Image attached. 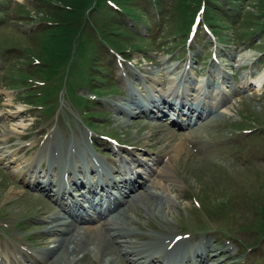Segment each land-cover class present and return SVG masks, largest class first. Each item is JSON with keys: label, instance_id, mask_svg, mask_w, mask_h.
Returning a JSON list of instances; mask_svg holds the SVG:
<instances>
[{"label": "rangeland", "instance_id": "374dc122", "mask_svg": "<svg viewBox=\"0 0 264 264\" xmlns=\"http://www.w3.org/2000/svg\"><path fill=\"white\" fill-rule=\"evenodd\" d=\"M3 2L7 5L9 0ZM56 3L60 0H12L9 8L0 12L8 22L0 25V38L8 42L0 47V67H5L0 71V264H130L123 254L114 260L101 259L91 246L73 260L61 252L52 255L51 250L60 236L48 228V216L55 209H62L60 200L45 189L29 186L26 180L34 177L36 171L48 175L50 165L41 151L53 138L63 139L65 145L75 138L82 156L93 153L106 167L108 162L116 178L121 176L115 171L120 168L119 159L129 157V151L138 152L141 163L136 168L139 170L152 164L154 158L158 159L157 163L171 166V183L167 186L173 203L164 202L159 213L146 210L145 206L154 200L148 193L144 192L140 201L136 198L131 210L133 219L137 220L128 219L122 227L138 232L131 236L133 243L147 241L153 233L172 231L185 238L181 245L186 249L196 244L202 247L204 239L210 243L208 261L202 263L196 257V262L191 254L192 263L264 264V228H258L260 208L264 207V123L258 121V117L264 119V28H256L262 16L260 0L240 2L255 17L253 24H241L242 20L235 16L230 18H235L234 23L218 27L206 22L212 33L203 21L191 35L173 17L167 22L152 14L143 15L140 20L123 15L122 20L130 30L148 37L147 41L132 36L125 40L128 50L123 52L110 45L100 46L98 56L106 63L107 70L96 72L107 78L92 80L101 87L99 97L89 93L91 89L84 82L81 86L76 81L70 82L76 72L71 64L65 89H58L55 99L53 96L45 99V103L51 104L58 99L56 107L48 112L45 107L37 106L27 92L37 89L45 80H23L22 75H27L23 72L31 70L35 63L23 56L11 59L9 62L16 64L6 67L2 57L11 43L31 44L34 30L46 25L41 21ZM23 8L27 13L19 12ZM91 18L84 25L85 33L91 32L90 25L95 23L94 17ZM12 26L22 32L12 30ZM73 41L77 43L78 38ZM57 47L59 43L54 48ZM71 56L73 60L80 59L76 53ZM164 59L169 64H177L178 70L187 67L194 84L203 78L220 83V77L215 74L224 69L228 78L222 88L227 96L225 107L230 111L219 116L209 115L192 127L174 125L170 118L173 110L168 107V117L161 119V125L152 124L158 118L144 113H117L114 102L123 104L128 96L127 87L139 92L144 88L140 79L134 78L133 71H141L146 65L154 67L157 82H165L168 73L159 68L160 60ZM257 78L262 81L258 87L254 84ZM150 81L153 80L146 82ZM106 87L111 90L105 92ZM78 89V93L93 97V105L88 109L95 116L84 114L73 100L70 93ZM181 121L184 120L181 118ZM103 134L115 137L117 143L107 141ZM18 150L21 174H15L12 164L16 162L8 160ZM73 167L76 173H85L81 177H97L88 171L85 160H75ZM53 172L52 175H60L58 166H54ZM68 176L65 172L64 178ZM143 177L137 176L136 184ZM150 178L157 181L158 175ZM109 190L119 193L116 186H110ZM9 193L11 197L7 196ZM100 222L101 219H95L91 224L99 226Z\"/></svg>", "mask_w": 264, "mask_h": 264}, {"label": "bare ground", "instance_id": "6f19581e", "mask_svg": "<svg viewBox=\"0 0 264 264\" xmlns=\"http://www.w3.org/2000/svg\"><path fill=\"white\" fill-rule=\"evenodd\" d=\"M247 55L242 56L241 59ZM159 65V68L168 73L165 82H157V78L153 74L156 71L154 67L146 65L141 67V71H133L134 78L140 79L144 88L139 92L132 87H127L128 96L123 104L114 102V110L117 113L140 112L148 115L153 112L152 118H158V121H152V124L161 125V119L168 117L166 110L168 107L173 110L170 118L175 123L174 125L192 127L209 115L219 116L230 111L225 107L227 96L222 88V83L228 78L224 69H220L215 74L220 77V83L203 78L201 83L195 86L193 94L187 95L185 90L187 84L190 83L188 68L183 67L178 70L177 64H169L165 59L160 60ZM148 79L154 82H146ZM255 81L257 87L262 85L260 78ZM140 94L144 96L145 100L139 97ZM138 107L140 111H136ZM181 118L184 121H181ZM74 140L76 141L75 138ZM4 141H7L6 136ZM75 141H69V144L65 145L63 139L53 138L41 151L45 153L47 163L50 165L48 175L42 171H36L34 177L26 180L29 186L45 189L60 200L62 209H55L48 216V228L53 229L60 236L51 250L53 256L61 252V254H67L68 260H73L80 252L91 246L101 259L114 260L123 254L130 260V264H149L150 261L152 264H185V262L195 264L192 262L197 260L196 257H200L199 260L202 263L208 261L209 252L207 249L211 250L212 248L205 239L202 241V247L199 248V244H196L192 249H186L184 245H181L185 238L179 237L176 232L169 231L153 233L147 241L134 242V244L131 236L138 232L130 227L122 228L126 226L125 222L127 223L128 219L129 221L137 220L133 219L131 209H134L135 199L138 198L140 201V196L144 192L154 198L151 204L145 206L147 211L162 213L164 202L173 203L168 194L167 184L171 183V166L168 163H157L158 159L154 158L152 164L144 166L142 171L136 168V164L141 163V158L137 156L138 152L129 151L127 152L129 157L119 159L121 167L115 171L121 176L116 178L113 176L114 170L108 166V162H106V167L104 161L93 153L87 152L82 156L78 152L80 146ZM18 152L19 150L8 158V160L16 162L12 164L15 174L22 173L19 168L22 160L16 155ZM75 160H85L88 171L97 177H81L80 175H85V173H76L73 167ZM55 165L58 166L60 175H52ZM29 167L33 168L32 165ZM65 172L69 175L67 178H64ZM79 172L82 171L79 170ZM153 174L158 175L157 181L150 178V175ZM139 175H144V177L136 184V177ZM139 185L142 189H139ZM110 186H116L119 193L113 194L109 190ZM73 189L79 191L73 192ZM7 196L11 197L12 195L9 193ZM94 219H101L99 226L91 224ZM61 254H58L57 257ZM191 254H194L193 260Z\"/></svg>", "mask_w": 264, "mask_h": 264}, {"label": "trees", "instance_id": "16d2710c", "mask_svg": "<svg viewBox=\"0 0 264 264\" xmlns=\"http://www.w3.org/2000/svg\"><path fill=\"white\" fill-rule=\"evenodd\" d=\"M5 5L3 0H0V12L8 9L10 2ZM48 1V0H45ZM245 0H60L56 3L55 8L41 22L45 26H39L34 30V37L31 44H23L16 46L15 43L11 48L7 47V54L2 58L3 62H9L11 59L18 60L21 57H29V62H34L31 70H26L22 75L24 81H44L38 89L33 88L27 91L32 101L41 104L50 96H57V90L63 85V75L68 71L72 64V56L70 53L78 54L81 58L82 67L78 71L82 75V80L87 81L86 74L94 68L103 69V67L95 66L93 56L97 52V48L102 45L109 44L115 48H121L127 43L124 41L136 35L130 30L128 23L124 22L123 15L141 19L143 15H155L160 18H165L169 22L170 17H173L174 22L178 26L184 27V32L190 28L194 14L201 8L202 20L210 23L215 27L220 24L234 23L235 18L242 20L241 24L254 23L255 17L245 10L240 2ZM249 1V0H247ZM15 6V5H14ZM261 18L257 20V29L264 28V0H260L259 4ZM24 12L25 8L22 9ZM234 18L231 20L230 18ZM0 14V25H6ZM91 32L85 33L84 25L92 21ZM42 24V25H43ZM10 26V25H9ZM12 30L21 31L12 26ZM211 30V29H210ZM33 31V30H32ZM137 36V35H136ZM78 38V42L74 44L73 39ZM0 38V46L5 44V41ZM148 39V38H147ZM8 43V42H7ZM60 45L54 48L56 44ZM93 54V55H92ZM16 62H9L10 65ZM98 65V64H97ZM1 66V65H0ZM18 67L17 65H15ZM2 67H0L1 71ZM91 76V75H89ZM40 78V79H39ZM41 82V83H42ZM17 83V82H16ZM23 84V83H22ZM21 84V85H22ZM56 104L47 105V109H52ZM87 104V103H83ZM264 123V119L262 120ZM264 200V199H263ZM260 224L259 228H264V207L260 208Z\"/></svg>", "mask_w": 264, "mask_h": 264}]
</instances>
